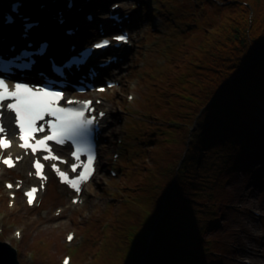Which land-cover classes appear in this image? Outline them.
Listing matches in <instances>:
<instances>
[{
  "label": "trees",
  "instance_id": "1",
  "mask_svg": "<svg viewBox=\"0 0 264 264\" xmlns=\"http://www.w3.org/2000/svg\"><path fill=\"white\" fill-rule=\"evenodd\" d=\"M185 1L142 99L129 209L94 264H207L235 174L264 188V0Z\"/></svg>",
  "mask_w": 264,
  "mask_h": 264
},
{
  "label": "rangeland",
  "instance_id": "2",
  "mask_svg": "<svg viewBox=\"0 0 264 264\" xmlns=\"http://www.w3.org/2000/svg\"><path fill=\"white\" fill-rule=\"evenodd\" d=\"M99 1L97 5H104L106 9L101 11L102 14H97L98 17L104 19L106 10L115 2L124 4L125 12L134 15L129 25L132 28L131 45L124 46L123 61L107 71L117 82L99 96L109 110L108 128L105 129L104 143L99 150V172L84 189L83 202L72 203L71 192L51 180L42 195L41 204L30 208L21 194L12 206L9 191L3 186L6 180L25 177L26 170L5 171L0 177V240L11 243L18 250L21 264H61L65 254L72 256L71 264H94L106 250L105 242L110 243L114 237L115 221L129 209L125 201L128 194L125 186L129 183L130 172L128 167L140 152L139 148L142 145L145 148L141 142L138 119L144 111L143 96L149 94L147 89L153 84V75L159 72L165 57L163 51L169 45L164 43L163 37L171 35L173 29L170 26V6L176 5L173 8L176 9L174 16L190 9V3L185 0ZM89 5L97 7L94 2ZM46 13H49V9ZM70 23L74 24V21ZM184 28L179 26L178 29ZM47 32L55 34L52 29H47ZM62 40L68 44L66 37H62ZM262 105L261 120L264 121V102ZM147 152H150V148ZM110 169H114L116 175H112ZM235 175L227 195L229 213L215 224L219 227L216 234L219 242L216 245L218 248L212 252V264H220L218 261L223 259L222 264H240V258L246 255L254 264H264V226L260 225L262 222L264 225V188L257 189L250 175ZM58 209L63 210L60 216L56 215ZM252 211L260 213L258 219L251 217ZM69 230L76 233L72 244L65 241ZM17 231L22 232L23 239L17 237ZM236 246L238 249L235 250ZM227 248L230 252H227Z\"/></svg>",
  "mask_w": 264,
  "mask_h": 264
},
{
  "label": "snow or ice",
  "instance_id": "3",
  "mask_svg": "<svg viewBox=\"0 0 264 264\" xmlns=\"http://www.w3.org/2000/svg\"><path fill=\"white\" fill-rule=\"evenodd\" d=\"M32 25H25V30L30 29ZM117 42L128 43L129 38L126 34H121L115 37ZM109 46L107 40L96 43L93 45L95 49H101ZM40 54L46 53V44H42ZM89 52L81 53L79 58H73L74 60H84L90 56ZM23 55L29 59L27 52ZM104 89H100L103 91ZM63 99V93L61 91L48 90L44 87H29L23 83H16L14 89H10L4 79H0V102L5 100H11L12 103L7 105L10 111H14L16 114V123L18 124L20 137L22 143L20 148L31 150L33 156L37 152L41 153L40 158L34 159L33 167L35 168V175L40 181L46 182L48 177L44 173L45 164L43 161H58L60 163H67L62 161L60 156L53 154V147L49 142H54L55 145H66L69 147L75 145V151L72 153L74 160L70 165L72 172H77L78 167H82L83 171L78 175L77 179H69L66 171L61 170L57 163L50 165L51 169L59 175L61 181L67 185H70L77 193L81 191V185L87 182L94 174V160L95 152L89 142V137L93 132L94 124L96 123L95 117L89 118L86 116L85 111L91 112L93 109L88 107L91 102H74L71 100L65 101L66 104L72 105L74 103L82 104V107L77 109L75 107H61L59 101ZM102 116L103 113H100ZM45 117H49L45 121ZM43 121L41 126L37 127V123ZM46 127L50 134L44 135L40 139H36V133H44ZM4 129L0 127V132ZM30 141H34L30 142ZM70 142V143H69ZM11 147V143L7 139H0V149L7 150ZM81 154L87 155V163L81 164ZM19 159V157H17ZM3 164L8 167L13 166L12 158L2 159ZM9 188L12 185H8ZM38 189L32 187L30 191L26 193L28 197L29 205H32L35 199V194ZM72 239L71 236L68 237Z\"/></svg>",
  "mask_w": 264,
  "mask_h": 264
},
{
  "label": "bare ground",
  "instance_id": "4",
  "mask_svg": "<svg viewBox=\"0 0 264 264\" xmlns=\"http://www.w3.org/2000/svg\"><path fill=\"white\" fill-rule=\"evenodd\" d=\"M93 2L97 5L98 4V2H100V1H98V0H93ZM47 5H48V9L50 10V12L52 13V11L55 9L52 5H50V4H48L47 3ZM32 8V7H31ZM28 5H26L25 6V8H22V13L23 12H25V13H28V14H31V13H34L37 17H39V18H44V16H45V14H46V12H47V9L45 8V9H43V10H40V8H37V9H35V10H32ZM71 12V11H70ZM0 14H1V12H0ZM69 14V12L68 13H66V15H68ZM53 16V15H52ZM67 21H69V19L67 20ZM0 23H2L3 25H4V22L2 21V17H1V15H0ZM56 23L58 24V19H56ZM20 28H19V30H23V25H24V21L22 20V19H20V20H18V24H17ZM58 26L60 27V28H58V29H61V28H63L64 26H62V25H59L58 24ZM1 30H0V32L3 30L4 32H8V33H12L11 32V30H8L9 28H6V27H4V28H0ZM21 30V31H22ZM80 32V31H79ZM78 32V33H79ZM80 35H81V33L79 34V35H77V36H75V37H70V36H68L69 38H72L75 42H79V38H80ZM53 38V37H52ZM54 39V38H53ZM71 39V40H72ZM9 41V40H8ZM7 41V39L5 40V39H2L1 37H0V44L2 45V47H5L9 42ZM22 41H25V39H22ZM52 53H54L55 52V48L51 51ZM106 109V110H108V108H107V104H103V105H101V109ZM109 111V110H108ZM107 117L108 116H106V120H105V122H107ZM11 122L9 121V119L8 118H6L5 119V124H6V126H8V132H9V134L10 135H13L12 133H13V131H14V127L12 126V124H10ZM29 166H30V158H28V157H25L24 159H23V161L20 163V164H18V166H16V167H20V169L23 171V170H28V168H29ZM30 183H33L32 181L30 182ZM23 238V237H22ZM75 237L72 239V241L71 242H74L75 241ZM70 264V263H69Z\"/></svg>",
  "mask_w": 264,
  "mask_h": 264
},
{
  "label": "water",
  "instance_id": "5",
  "mask_svg": "<svg viewBox=\"0 0 264 264\" xmlns=\"http://www.w3.org/2000/svg\"><path fill=\"white\" fill-rule=\"evenodd\" d=\"M259 57L256 55L255 58ZM155 230H153L148 236V242L153 236ZM0 264H19L17 259V252L9 244L0 242Z\"/></svg>",
  "mask_w": 264,
  "mask_h": 264
}]
</instances>
